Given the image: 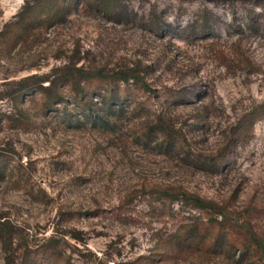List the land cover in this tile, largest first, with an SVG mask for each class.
<instances>
[{
	"label": "rangeland",
	"instance_id": "obj_1",
	"mask_svg": "<svg viewBox=\"0 0 264 264\" xmlns=\"http://www.w3.org/2000/svg\"><path fill=\"white\" fill-rule=\"evenodd\" d=\"M25 2L0 0V264H253L236 260L239 225L264 237V0H63L17 42ZM77 59L107 75L84 84L94 109L133 75L107 129L70 88L51 105L17 83Z\"/></svg>",
	"mask_w": 264,
	"mask_h": 264
},
{
	"label": "trees",
	"instance_id": "obj_2",
	"mask_svg": "<svg viewBox=\"0 0 264 264\" xmlns=\"http://www.w3.org/2000/svg\"><path fill=\"white\" fill-rule=\"evenodd\" d=\"M66 4L63 0H26L22 9L14 16V20L6 23L2 34L10 33L17 42L21 39L22 42H27L29 33L34 34L32 30L57 26L66 17ZM78 63L79 59L72 63L57 65L46 73H33L24 76L17 83L21 86L20 90L24 95L34 97L42 95L43 102L51 105L63 103L65 90L70 88L74 92V98L90 106L88 108L89 113L85 116L88 123L95 127L107 129L111 120L109 110L111 112L118 108L123 110V103L120 101L121 92L128 88L133 75L128 74V71L117 73V80L121 84H118L116 89L113 90L115 94L111 99L112 101L106 102L105 109H94L92 105L98 103V101H94L97 96L93 94L89 96V91L84 84L96 76L103 75L105 77L107 75L104 72L88 69L84 65H78ZM145 87L148 88V85L145 84ZM81 94L84 96L81 97ZM256 120V118H252L251 125H254ZM166 196L184 200L194 208L212 210L221 215L225 214L218 210V204L207 201L199 195L181 192L176 194L166 193ZM8 223L9 221L4 217L0 218V243L10 242L13 239L12 231L7 228ZM239 227L243 231L240 234L243 235L241 236L240 252L236 262L252 260L253 264H264V237L252 229L249 224L239 225ZM227 236L228 233L219 234L218 240L219 238L227 239ZM227 242L232 246L231 239Z\"/></svg>",
	"mask_w": 264,
	"mask_h": 264
}]
</instances>
